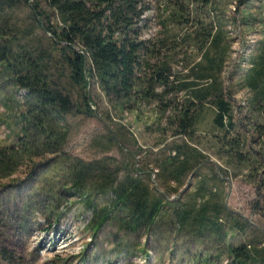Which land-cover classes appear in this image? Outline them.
Wrapping results in <instances>:
<instances>
[{
    "label": "rangeland",
    "instance_id": "374dc122",
    "mask_svg": "<svg viewBox=\"0 0 264 264\" xmlns=\"http://www.w3.org/2000/svg\"><path fill=\"white\" fill-rule=\"evenodd\" d=\"M150 2L147 36L162 30L160 17L169 15V6L175 3ZM31 10L23 0H0V28L5 39L12 41L15 53H27L28 59L43 64L53 90L79 102L83 91L71 88L68 73L60 69L48 35ZM211 12L231 42L219 74L235 115V127L228 135L214 129L215 109L210 105L199 115L193 140H188L163 133L154 106L139 113L115 111L95 84L87 92V98L92 96L94 101L92 114L73 112L53 120L52 129L44 128L40 133L27 123L26 89L0 68V264H261L254 250L264 251V134L258 132L264 122V107H255V94L245 85L244 77L264 51V0H217ZM208 15L207 10L201 11L198 17L208 21ZM192 25H176L175 34L182 37ZM178 53L176 72L200 87L211 83L192 75L203 50L184 45ZM178 97V103L193 101L186 91ZM57 127L68 132L65 144H51L42 151L36 135L40 133L45 140L50 137L54 143ZM116 130L126 131L121 141ZM26 132L24 139L22 133ZM184 144L197 148L208 161L203 175L208 168L212 180L204 183L206 190L194 192L200 175L197 166L179 193L165 197L164 208L152 226L133 231L125 225L128 214L116 211L98 231L88 227L94 214L83 204L81 195L71 190L73 173L80 163H99L114 171L118 181L136 177L135 169L142 170L150 189L164 194L160 174L154 183L151 172L154 167L161 173L163 163L175 152L174 146ZM170 186L176 184L171 182ZM214 189L222 190L226 215L222 217L224 224L218 219L219 230L200 228L195 214L183 224L178 212L187 207L197 212L193 208L201 207L199 200L210 198ZM112 198L111 193L96 195L93 205L98 210ZM243 247V252L238 250Z\"/></svg>",
    "mask_w": 264,
    "mask_h": 264
},
{
    "label": "trees",
    "instance_id": "16d2710c",
    "mask_svg": "<svg viewBox=\"0 0 264 264\" xmlns=\"http://www.w3.org/2000/svg\"><path fill=\"white\" fill-rule=\"evenodd\" d=\"M23 1L30 5L34 20L48 35L53 55H57L63 74L68 73L66 77L71 88L83 91L81 100L75 103L69 95L53 90L44 75L43 64L28 59L27 53H15L12 41L5 39V31L0 28V68L13 76L16 85L26 89L30 127L41 133L44 128L52 129L53 120L73 112L92 114L94 101L92 96L90 100L87 98V92L89 86L95 84L115 111L139 113L142 108L154 106L159 116L158 126L163 133H172L174 137L193 140L199 115L207 105L215 109L213 127L217 132L228 135L234 129L233 105L231 99L224 96L219 77L231 42L217 25L219 18L211 12L217 0H172L175 3L169 6L170 14L160 17L162 30L153 36H147L150 0ZM206 10L208 21L198 17ZM180 23H192L193 27L179 38L175 26ZM184 45L203 50L201 62L194 65L192 75L198 81L210 80L207 86L188 82V76L174 70L180 55L178 49ZM184 57L189 56L185 54ZM244 78L245 85L255 94V107H264V51ZM183 91L189 93L193 101L178 103V94ZM168 112L170 116L167 117ZM107 116L111 120V116ZM258 129L264 134V122ZM40 133L36 137L42 151L50 149L51 144L61 147L68 135L65 128L57 127L53 132L54 143H51L50 137L45 140ZM23 135L25 139L28 133ZM116 135L121 141L126 131L116 130ZM174 149L176 154L173 156L172 152L163 163L161 173L159 169L160 182L166 188L164 194L150 189L142 170L135 169L136 177L128 176L118 181L114 171L99 163H80L73 173L71 190L81 195L83 204L94 214L88 227L93 232L98 231L116 211L128 214L125 225L133 231L152 226L164 208L165 197L179 193L186 177L207 161L193 146L184 144ZM171 182L176 187H171ZM107 193L112 194V200L96 210L93 198ZM208 198L200 200L203 205L196 208L197 212L188 211L179 220L186 223L196 213L200 228L212 226L218 231V222L209 215L212 211L207 207ZM238 250L243 252L244 247ZM254 252L264 264V251Z\"/></svg>",
    "mask_w": 264,
    "mask_h": 264
},
{
    "label": "crops",
    "instance_id": "0c3cea01",
    "mask_svg": "<svg viewBox=\"0 0 264 264\" xmlns=\"http://www.w3.org/2000/svg\"><path fill=\"white\" fill-rule=\"evenodd\" d=\"M207 162L208 161H205L203 162L202 164H200L197 169L199 170L200 169V175H199V179H198V183L195 185V188L197 190H195L194 192H202V190H206V185H204V183L207 181V180H212V176L211 175H207L208 174V168H206V173L203 175V172H204V168L205 166L207 165ZM215 178V177H214ZM211 195H210V198L208 199L207 201V207L210 209V211L212 212H209V215L210 217L214 218V221H216V223L218 222L217 218H221L222 220V217L226 218L225 216V212H224V209H223V203H222V196H223V193H222V190L221 189H214V191H210L209 192ZM192 194V193H190ZM186 202H184L185 204ZM196 209V208H193V210ZM190 211V208L187 207L186 209L182 210L181 212H178V215L180 218H183L186 213ZM220 211V214L217 215V212ZM195 214V219H197V215L196 213ZM233 214L231 213H228V216H231L232 217ZM214 216H218V217H214ZM200 217V216H198ZM183 224H187V223H183ZM218 224V223H217ZM224 224V222H223ZM218 227H220V224H218Z\"/></svg>",
    "mask_w": 264,
    "mask_h": 264
},
{
    "label": "built area",
    "instance_id": "2783aa9c",
    "mask_svg": "<svg viewBox=\"0 0 264 264\" xmlns=\"http://www.w3.org/2000/svg\"><path fill=\"white\" fill-rule=\"evenodd\" d=\"M176 153L173 152L172 155L174 156ZM159 173V169L158 168H154L153 167V171L151 172V181L155 183L156 181V175H158ZM199 203H201V201L199 200ZM221 222H223V219L221 220Z\"/></svg>",
    "mask_w": 264,
    "mask_h": 264
}]
</instances>
